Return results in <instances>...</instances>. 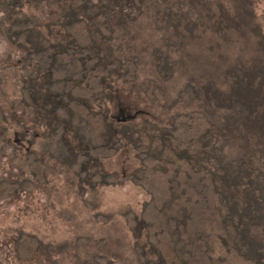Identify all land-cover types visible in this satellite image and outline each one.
Wrapping results in <instances>:
<instances>
[{
	"label": "trees",
	"instance_id": "obj_1",
	"mask_svg": "<svg viewBox=\"0 0 264 264\" xmlns=\"http://www.w3.org/2000/svg\"><path fill=\"white\" fill-rule=\"evenodd\" d=\"M44 1L0 0L7 29L22 30L6 29L7 39L21 51L19 104L35 112L36 125L46 132L39 147L23 149L11 140L8 128L12 119L18 124V115L6 118L0 109V129L11 131L10 136L4 132L3 141L21 154L32 175L26 181L0 180V201L45 184L49 163L75 176L80 194L118 185L119 176L105 172L101 161L128 146L139 164L126 179L148 197L140 216L130 212L126 219L140 264H264V156L257 146L240 145L243 135L235 137L217 114L223 103L236 101L227 88L233 85L255 94L245 103L264 116V54H259L264 35L253 25V0H59L62 14L52 22L23 14L25 6L39 9ZM230 3L235 13H243L240 21L228 12ZM149 4L163 34L152 49L154 79L140 85L148 100H155L156 91L162 93L179 72L190 74L182 67L180 52L215 67L210 74L185 78L175 105L190 109L170 113L165 125L141 116L119 121L111 115L117 83L137 81L138 62L119 57L123 46L118 40ZM236 29H245L237 36L239 46L230 38ZM197 45L202 50L196 52ZM216 47L219 60L210 55ZM236 50L240 55L229 63L227 54ZM252 60L256 69L246 73ZM218 69L225 81L214 88L211 76ZM240 103L236 105L243 114ZM248 120L254 134L264 139V120ZM163 209L168 222L161 218ZM208 219L211 223L204 224ZM12 244L18 262L31 259L40 248L39 240L21 232ZM204 248L208 256L202 254ZM113 258L104 264H117Z\"/></svg>",
	"mask_w": 264,
	"mask_h": 264
},
{
	"label": "rangeland",
	"instance_id": "obj_2",
	"mask_svg": "<svg viewBox=\"0 0 264 264\" xmlns=\"http://www.w3.org/2000/svg\"><path fill=\"white\" fill-rule=\"evenodd\" d=\"M230 5H226L228 12L234 13L236 19L240 21L243 13H235L232 3ZM62 7L64 6L59 0H45L39 9L25 6L23 14L34 15L41 22L45 20L52 22L53 18L57 19L61 16ZM253 8L255 12L253 25L264 35V1L253 0ZM245 10H248L247 6ZM6 17L7 15L0 11V19ZM6 19L0 20V109L6 118H10L12 112L18 115L16 117L18 119L15 118L18 120L17 125L14 119L8 122V128L12 131L11 140L15 141V144L20 143L19 146L25 148L32 142L30 148L39 147L46 137V132L44 126L37 127L34 124L33 119L38 120L35 112L19 104L18 65L21 61V51L16 48V43H11L6 37L8 26ZM9 30L22 31L8 27L7 31ZM243 30L245 29H236L232 32L230 38L234 45L239 46L237 36ZM199 33L200 30H196L195 34ZM162 34L157 28L153 7L149 4L145 7L144 13L137 17L136 22L130 25L127 36L118 40L117 45L123 46L119 57L135 58L138 63L137 81L134 84L118 82L116 85L118 97L116 96L111 107V115L114 119L127 121L132 116L134 118L141 116L158 125H165L170 113L190 109L189 106L182 104L175 105L178 92L186 82L185 78L197 73L210 74L214 70L212 63L198 62L193 56L189 57L180 52L184 57L182 67L188 70L185 72L186 75L189 72L190 74L184 77V74L179 72L170 83L164 85L162 93L158 94L156 91L155 100H148L140 85L145 80L154 79L152 49L160 43ZM181 34L185 36L183 32ZM187 47L188 43L183 46V48ZM202 48L197 45L193 49L198 52ZM219 53L216 47L210 55H216L215 60H219ZM259 54H264V43ZM238 55H240L238 50L235 51V55L229 51L227 54L229 63ZM253 61L245 66L246 73L256 69L252 66ZM219 65L221 68L223 63ZM192 69L195 71L191 72ZM218 71L219 69L214 71L211 76L214 88L218 81L219 83L225 81L224 76H219ZM227 80L229 84L233 83L232 79L227 78ZM227 88L232 89V96L230 92L229 97L236 101L223 103L221 112L218 110L217 114L225 118L227 126L234 132L235 137L243 135L240 138V145L257 146L258 153L263 158L264 139L260 134H254L248 119L264 120V116H260L259 108L245 103L256 95L241 93L233 85H228ZM238 101L241 102L240 107L245 110L243 114L238 112L239 108L236 105ZM22 129L26 131L25 136L22 135ZM11 131L0 129V180L10 182L32 180V175L27 170L21 154L3 141L4 132L10 136ZM37 134L38 139H36ZM71 142L74 140L72 139ZM135 156L131 148L124 146L112 158L101 161V168L105 172L119 176L118 185H100L80 194L75 180L77 178L64 168L49 163V176L45 184L35 186L30 191L19 190L6 200L0 201V264H104L106 259L113 258L110 255H114L113 259L117 264H140L133 249L135 240L126 225L127 215L133 212L136 216H140L141 208L148 200L147 195L140 188L126 179L128 174L138 167L139 161ZM164 212V209L161 210L163 214L161 218L168 222V216L164 215ZM98 214L99 218H96ZM204 217L211 218V215L204 213ZM210 223L209 219L204 222V224ZM20 232L40 241L38 252L31 259L22 262L15 259V251L12 248L15 234ZM252 235L261 240L264 233L261 232L262 238L260 233H252ZM143 242L144 239L139 238L138 243ZM199 242L201 245L202 241ZM202 254H208L205 248Z\"/></svg>",
	"mask_w": 264,
	"mask_h": 264
},
{
	"label": "flooded vegetation",
	"instance_id": "obj_3",
	"mask_svg": "<svg viewBox=\"0 0 264 264\" xmlns=\"http://www.w3.org/2000/svg\"><path fill=\"white\" fill-rule=\"evenodd\" d=\"M116 101H117V100H116ZM26 108H28V107H26ZM128 117H131V116H128ZM35 121H37V120H34V119H33V122H34V124L36 125V122H35ZM36 126H37V127H39L38 125H36ZM22 130H23V129H22ZM13 134H14V133H13ZM22 135H24V136H25V135H26V131H24V130H23V133H22ZM15 136H16V135L14 134V137H15ZM36 136H37V138H36V139H38L39 135L37 134ZM29 141H30V140H29ZM31 141H34V140H31ZM26 142H28V141H26ZM14 143H15V141H14ZM19 145H20V143H19ZM31 145H32V142H31V143H30V144H29L27 147H25V148H24V147H22V146H20V147H22L23 149H26V150H28V151H29V150L31 149V148H30V147H31Z\"/></svg>",
	"mask_w": 264,
	"mask_h": 264
}]
</instances>
